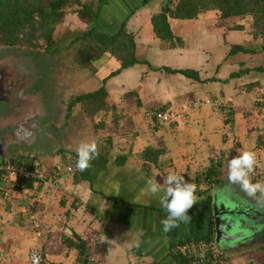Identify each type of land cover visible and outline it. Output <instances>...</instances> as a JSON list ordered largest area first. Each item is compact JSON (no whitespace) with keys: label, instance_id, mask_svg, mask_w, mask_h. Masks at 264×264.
<instances>
[{"label":"crops","instance_id":"1","mask_svg":"<svg viewBox=\"0 0 264 264\" xmlns=\"http://www.w3.org/2000/svg\"><path fill=\"white\" fill-rule=\"evenodd\" d=\"M112 1V9L101 15L102 27L96 26L91 36L99 35L105 43L98 58L91 61L97 69L87 77L86 85L94 80L100 82L101 87L111 79L114 89L112 93L106 90L107 95L116 96L114 92L122 88L123 94L133 92L136 95V98L133 96L134 104L110 103L112 106L102 112L99 119L102 126L99 127L97 120L92 121L99 132L95 127L90 132L85 126H79L88 122L83 121L85 115L80 117L81 123L76 122V125L84 134H74L69 146L65 147L64 142L57 153L46 154L45 161L52 168L50 173L61 176L57 187L50 192L44 189L35 192L34 187L15 191L0 204V264H29L31 246L36 243L43 247L46 237L48 242L52 234L60 236L61 223L67 224V233L60 238V243L67 247V241L71 240L76 256L79 255L76 249L79 237L85 254H89V264H175L171 248L178 242L195 237L214 240L211 217L214 195L217 204L231 202V209L245 212L246 215L239 213L244 220V232H238L247 233L246 238L251 235L252 243L243 248L219 245L228 263H250L249 254L264 256V198L259 193L250 197L240 185L230 184L227 172L230 159L244 151H252L258 166L250 179L253 183L264 182V109L255 104L258 94L264 93V34L252 29L249 18L243 22V29L229 26L222 33L197 31L199 34L190 41L183 35L191 37L187 32L192 27L189 24L195 21L200 25V17L172 18L169 23L180 43L174 42L175 46H171L155 37L150 21L154 14L149 16L146 10L142 18L139 17L138 10L143 13L147 4L138 7V0ZM122 21H125V31L133 37L134 52L141 46L146 55L140 59L135 54L138 63L108 78L118 66L107 51L109 37ZM176 26H185L186 31L177 35ZM209 34L216 36L218 41L206 46L205 38ZM219 37H223V41ZM237 47H242L243 51H235ZM108 64L112 66L107 67ZM166 68L193 71L199 79L169 73ZM130 77L134 78L128 80ZM139 80L145 82L144 86ZM149 80H153L152 87ZM200 100L203 103L199 104ZM215 100H222L223 106H214ZM194 101L198 105H194ZM161 106L168 109L171 121L152 124L146 112ZM76 108L78 110L80 104ZM113 108L117 111L116 117ZM102 130L110 137L104 138L101 133L98 139ZM113 134L116 141L120 136L124 138L122 148L110 142ZM92 141L97 144L99 157L83 171L84 179L75 183L72 177L78 159L77 148L81 143ZM147 150L148 159L144 156ZM50 155L52 161L48 158ZM13 156L17 158L16 154ZM21 158L25 160L24 156ZM42 159L39 163L45 167ZM210 165L213 171L207 178L205 173ZM67 168L72 171L67 172ZM169 172L182 175L196 185V203L188 211L191 221H180L178 227L166 233L161 220L167 212L160 205L159 197L147 194L145 189L148 180L161 183L163 188L162 175L166 177ZM38 232H43L44 236L37 238ZM80 255L79 261L83 257ZM102 259L103 262L99 261Z\"/></svg>","mask_w":264,"mask_h":264},{"label":"trees","instance_id":"2","mask_svg":"<svg viewBox=\"0 0 264 264\" xmlns=\"http://www.w3.org/2000/svg\"><path fill=\"white\" fill-rule=\"evenodd\" d=\"M138 7H142L149 3L150 0H138ZM170 1V0H169ZM113 2L112 0H0V46L14 47L16 45H23L26 50H49L53 44V31L54 26L60 23L62 17L66 13H72L77 16L80 22L86 25L85 32L82 39L90 38L96 30V26H101V15L104 8ZM163 4L161 2L162 8ZM218 12V17L221 21L232 20L234 29H243V22L249 18L251 25L257 32L264 34V0H171L170 5L165 6L159 13L151 16V25L155 37L162 42L169 43L171 46H175L174 42L180 43V38L175 36L172 32L169 20L180 19L189 20L196 18L199 13L206 11ZM125 21H122L117 27L118 30L111 34L107 46V51L110 56L115 58L118 62V66L115 70L111 71L107 77L110 78L119 74L123 69L130 68L139 60L135 57V44L133 37L128 34L124 29ZM102 27V26H101ZM235 51H243L242 47H237ZM264 52V47L262 48ZM254 52V50H252ZM261 69V68H260ZM259 69V70H260ZM169 73H180L185 77L199 79L197 74L193 71H181L165 69ZM106 78L103 79V83ZM131 92L128 96H136ZM264 96V93H260L255 100L256 107L264 109V105L258 102L260 98ZM108 97L105 87L102 85L99 89L90 91L87 93H81L76 97V101L83 103V110L89 115H96L99 112H106L110 106L108 105L106 98ZM136 98V97H135ZM113 107L115 105L113 104ZM112 109V108H111ZM114 109V108H113ZM165 106H161L154 110L146 112L150 122H163L157 119V113L166 111L169 116L168 122L171 121V117L168 109ZM113 115L116 117L117 111L114 109ZM99 127L102 126V122L98 123ZM149 150L144 153L146 159H148ZM157 157V154H155ZM2 161L11 163H21L18 158H6ZM155 161V160H154ZM156 162V161H155ZM154 162V163H155ZM25 165L32 167V162L27 161ZM157 164V162H156ZM72 180L78 183L84 179V173L73 166ZM213 169L210 167L207 174V178H210ZM54 179H59L61 176L53 175L50 173L47 175ZM34 179L24 182L26 188H33ZM59 184V180L55 182ZM57 187V186H56ZM54 190V189H53ZM5 201V200H4ZM206 204L209 206L208 199ZM194 240L203 239L206 242L213 241L210 237H195ZM186 239L185 241H188ZM181 241L178 243H183ZM76 243V249L79 255L83 254L84 245L81 239L78 237ZM66 246L70 249L73 248L74 243L70 240L67 241ZM221 250V249H220ZM224 255L225 251L221 250ZM42 262L44 260V253L42 252ZM226 256V255H225ZM227 259V257H226ZM174 262L180 263L185 261V258L173 256ZM228 261V260H227ZM41 262V264H42Z\"/></svg>","mask_w":264,"mask_h":264},{"label":"rangeland","instance_id":"3","mask_svg":"<svg viewBox=\"0 0 264 264\" xmlns=\"http://www.w3.org/2000/svg\"><path fill=\"white\" fill-rule=\"evenodd\" d=\"M109 5H107V7L104 8V11H108L107 9H109V11H110L112 9L111 4H109ZM144 8L145 9L143 10V13H141V10H138L139 17H141L142 14H144L147 11H148L149 16L161 11L162 5H161L159 0H150L149 3H147V5ZM210 14H212V17ZM198 16L200 17V19H199L200 25L197 22L192 21V24H191V22H190L191 25L189 24V26H192V27L187 29V32H189L191 39L188 37V35H183V38L187 37L188 40L191 41V40L195 39L194 37L199 34L197 31H199L201 33V32H205L207 30L211 31V32L213 30H215L217 33H222L223 30L224 29L227 30V28L229 26H231V28L234 26L232 20L221 21V19L218 17V12H216L214 10L206 12V13H199ZM206 17H207V19H206ZM102 22L103 21L101 20L100 23L103 24ZM179 23H182V22H179ZM250 24L251 23H249V25ZM85 29H86V25H84L82 22H80L75 14L66 13L62 17L60 23H57L54 26V31H53V41L54 42L51 45L49 50L43 49V50H37V51L36 50L28 51L21 44L16 45L14 47H6V46H2V45L0 46V67L1 68H2V66L4 67L3 71L6 72V75L8 77H10V79L14 80V81L10 80V82H12L14 84H17L19 81L18 80V77L20 76L19 66H20V64H22L21 59H23V56H26L29 54L44 55V58H48L50 60L51 65L61 69L60 74L57 75L58 76L57 79L52 80L49 91L47 93H44V95H45L44 97L47 98L48 106L51 109L55 108L54 109L55 124H53V127H55L57 129V131H58L57 135L55 137H53L51 135H47V137H45L44 141L45 142L48 141V142L45 143L43 141V138L40 137L38 133L34 132L31 139L37 138V140L32 141L31 144H28L29 141H27V142H25V141L21 142L20 141V143H21L20 148L23 147L22 148L23 150H21V152H19L20 149H18L16 152V155H20L22 157L24 156L25 161H30L31 158H34V160L39 162V160H41L43 157L42 155H45L46 151L47 152L50 151V153H53V152L57 153L59 148L60 147L62 148L64 142L66 143L65 147L70 145V141H72L74 139V137H73L74 134H79V133L84 134L81 131L79 132L78 126L76 125V122L81 123V121H78V120H80V118H78V117L82 116V118H83V116L85 114V111L83 110V108H79V110L76 111V113H77V114L75 113L76 118H77L76 121H73L74 119H72V120L69 119V117L64 118L65 112L63 109L66 106V104H65L66 100L68 98L70 100L74 93L79 94L81 92L93 91V90H95V87H99V85H101L100 82H97L94 80H92V84L86 85V83H88L87 77L92 76L93 73L96 72L97 68L94 67V65L91 63V61L93 59L98 58V55H100L102 49H104L103 45L105 43V40L101 41V37L99 35H95L94 37H92V38L90 37V38L85 39V40L82 39L81 37H83ZM252 29H254V28H252ZM183 30H185V26H179V27L176 26L175 27V34L182 35ZM205 39H206L205 42L208 43V44L207 43L205 44L206 46L210 45V42H216V40L218 41V38H216V36L213 37L211 34H209L208 38H205ZM219 39H220V41H223V37H221V38L219 37ZM159 46L160 45H158V47ZM140 48H141V46H140ZM140 48L137 49L135 54L138 58L142 59L146 54H145L144 49H140ZM260 59H261V61H263L262 58H260ZM49 60H45L44 64L47 65ZM108 66H112V65L108 64L107 67ZM154 69L159 70L160 68H154ZM51 72H52V70H51ZM51 72H49V73H51ZM43 73L45 75V72H43ZM155 77H157L156 74H155ZM133 78L134 77H130L128 80H131ZM48 81H49V79H48ZM113 81H115V79L114 80L112 79V82ZM135 81H136V83H138V80H135ZM152 81H150V80L148 81L149 85L151 87H152V83H153ZM110 82H111V79L105 83L104 87L106 88L107 91L112 93L114 86L113 85L111 86ZM130 82H132V81H130ZM139 82L144 86L145 82L142 83L141 80H139ZM52 84L54 85V87L52 86ZM74 85L79 86L78 90L74 91L75 90ZM21 88L22 87H20L18 90H16L17 88L14 89V91L12 92L13 96L10 99L11 103L15 102L17 99L20 102L22 100V97H21L22 94H24V95H22V96H24V98L26 97V102H28L31 99L30 96L28 95L30 90H24ZM34 89H37V88H34ZM65 90L70 91V93L67 94L66 98L63 95V92H65ZM114 93L117 95L116 96H114V95L109 96L108 95V97L106 98L108 105H110V103H114V104H121L122 103L124 106H126L129 103H131V105L134 104V97L130 96V95L128 96V95L123 94V93H125L124 89L119 88ZM153 94H154V91H153ZM194 103H195L194 105H196V104L198 105V103H196V101H194ZM201 103H203L202 100H200L199 104H201ZM221 103L223 104L222 100H221ZM214 106H218V104L214 105ZM30 110H31L30 107H28V109L22 108L21 111L19 112V115L17 116V120H19V119L22 120L25 117H27V119L30 120V117H33V116H31L32 110L31 111ZM110 112H112V111H109L108 113H110ZM0 115H1V113H0ZM102 116H103L102 112H99L98 114L93 115V116H88L87 114H85L86 118L85 119L83 118V121L88 120V122L87 123H81L79 126H85L84 127L85 129H89V131L92 132V131H94V127H95V125H93L94 123L92 121L97 120V123H98L99 119ZM3 119H5V116H0V132H5L6 130H8V128H11V125L14 124V123L10 124V122L5 123L2 121ZM16 125H18V124H14V128L16 127ZM74 128H76V129L74 130ZM96 132H99V130L97 128H96ZM101 133H102V137H104V138L110 137L108 134L104 133L102 130L100 133H98V139L100 138ZM114 136H115V134H113L111 136V138L113 140L110 139V142H113L112 143L113 146H115V147L118 146V147L122 148V143H124L122 140L124 138H122L120 136L119 139L116 141V139H114ZM70 138H71V140H70ZM95 138H96V136H95ZM16 148H17V145L15 146V149ZM19 153H21V154H19ZM32 153H35V154H32ZM50 156L48 158L49 159L51 158V161H52L53 157L52 156L50 157ZM44 157L45 158H43L42 160L45 161L46 156H44ZM22 159H24V158H22ZM44 166L45 167H43V170H42L43 173L49 175L50 172H52L51 171L52 170L51 165L48 164V161H45ZM209 167H212V165H210ZM162 177L164 178L163 175H162ZM58 180H61V178H59ZM66 226H67V224H63V225H62V223L60 224V227H59L60 228L59 232L61 233L60 236H59V233H54V234H52V237H50V240L48 242H47V237H46V241L44 240V238L42 239V241L43 240L44 241L42 243L43 247L41 246V250L44 253V258H45L44 261L42 262V264H54L57 261H64L65 264H89L90 258H89V254H85L86 251L83 250V257H82L81 261H79V257L81 255L76 254V256H75L73 248H70L67 250V247L63 246L62 243H60V238H62L67 233V229L65 228ZM42 233H40L41 237L44 236V235L42 236ZM34 244L35 245L31 246L32 248L40 245V244H36V243H34ZM76 257H77L78 263H76ZM247 257H248L247 259H251V260H250V263L248 261H245V264H256V263L264 264V256H262V255H257V253H256L253 255L249 254ZM95 261L96 260H93V262H95ZM99 261L103 262L104 260L102 259Z\"/></svg>","mask_w":264,"mask_h":264},{"label":"clouds","instance_id":"4","mask_svg":"<svg viewBox=\"0 0 264 264\" xmlns=\"http://www.w3.org/2000/svg\"><path fill=\"white\" fill-rule=\"evenodd\" d=\"M76 168L83 172L91 167V161L99 157L95 141L81 143L77 148ZM258 166L256 155L252 151L239 153L227 163L228 181L230 184H238L241 189L250 197L257 193L264 198V182L253 183L250 174ZM163 185L155 180L146 182L147 194L159 197V203L167 212V216L161 220L163 231L169 232L178 227V222L191 221L188 211L196 203V185L185 180V177L174 172H169L163 178ZM139 245L137 244V247Z\"/></svg>","mask_w":264,"mask_h":264},{"label":"flooded vegetation","instance_id":"5","mask_svg":"<svg viewBox=\"0 0 264 264\" xmlns=\"http://www.w3.org/2000/svg\"><path fill=\"white\" fill-rule=\"evenodd\" d=\"M159 1H160V3L161 2L164 3L163 8H165V6L170 5L171 0L170 1L169 0H159ZM45 60H49V59L44 58V55L29 54V55L23 56V59H21L22 64H20V66H19V72H20V76L18 77L19 81L17 84H15V88H17L16 90H18L20 87H22L21 89L30 90L28 95L30 96L31 99L28 102H26V97L24 98V96H22L24 94H22L21 95L22 100L20 102L17 99L15 102L9 103L8 107L6 108V111H7L6 114H5V112H2L0 110V112L4 113L3 115H0V116H5V119L2 120L3 122H5V123L10 122V124H12V123L18 124L22 128H24L25 130H27V132L31 136L34 134V132L38 133L39 136L43 138V141H44L45 137H47V135H51V136L55 137L57 135V132H58L57 129L55 127H53V124H55V119H54V117H55L54 109L55 108L54 109L52 108L53 109L52 110L48 106L47 98L44 97L45 96L44 93H47L49 91L52 80H56L58 77L57 75H59L61 72L60 68H57V67L50 64V60H49L47 65L44 64ZM3 69H4V67H3ZM51 70H52V72H51ZM43 72H45V75ZM49 72H51V73H49ZM48 79H49V81H48ZM52 86L54 87L53 84H52ZM74 87H75L74 91L78 90V88H79L78 85H74ZM34 88H37V89H34ZM99 88H100V86L95 87L96 90ZM14 89H12V91L10 93H12L14 91ZM69 93H70L69 90H67V91L65 90V92H63V95L65 96V98H66L67 94H69ZM10 95L13 96V94H10ZM76 97H77V94L74 93L70 100H69V98L66 100V103H65L66 106L63 109L65 112L64 118L69 117V119H71V120L74 119L73 121L77 120L75 113L79 109L76 110L77 109L76 106H77V104H80V108H83L82 107L83 105L80 101H76ZM28 107H30V109L32 110V111L31 110L30 111L32 112L31 116H33V117H30V120H28L27 117H25L22 120H20V119L17 120V116L19 115V112L21 111V109L22 108L28 109ZM80 117H82V116H80ZM80 117H78V118H80ZM78 121H80V120H78ZM18 125H16V127ZM47 142H45V143H47ZM32 154H35V153H32ZM46 154L47 155L50 154V151L49 152L46 151L45 156H46ZM236 211L239 212L240 210L236 209ZM242 227H244V220H243V226ZM241 231L244 232L243 230H241ZM245 234H247V233H242V236H244V238H246ZM250 243H252V240H248L247 242H245V244H247V245ZM243 247L244 246H242V248ZM239 248H241V247H239Z\"/></svg>","mask_w":264,"mask_h":264},{"label":"built area","instance_id":"6","mask_svg":"<svg viewBox=\"0 0 264 264\" xmlns=\"http://www.w3.org/2000/svg\"><path fill=\"white\" fill-rule=\"evenodd\" d=\"M258 102L264 105V96ZM214 103L218 104V106L222 105L219 100H215ZM157 119L168 122V113L166 111L157 113ZM32 165V167H29L24 163H11L0 160V204L9 198L13 192L27 190L28 188L24 184L27 180L34 179L33 187L35 188V192L38 189L50 192L56 188L57 184L55 182L58 179H54L43 173V166L38 161L33 160ZM71 171L72 168H67V172ZM36 237H41L39 232L36 234ZM219 249L214 240L206 242L203 239H190L183 243L175 244L171 248V255H179L185 258V261L177 264H229L226 256ZM28 255L29 264H41L43 259L41 246L31 248Z\"/></svg>","mask_w":264,"mask_h":264},{"label":"water","instance_id":"7","mask_svg":"<svg viewBox=\"0 0 264 264\" xmlns=\"http://www.w3.org/2000/svg\"><path fill=\"white\" fill-rule=\"evenodd\" d=\"M1 68V67H0ZM3 66L0 69V110L2 112L7 113L6 108L10 103V99L12 97V89L15 87V84L10 82V79L6 75V72L3 71ZM1 113L3 115L4 113ZM19 129V130H18ZM31 135L22 128L20 125L14 128V125H11V128H8L5 132H0V160H4L6 158L14 157L13 155L16 154L17 150L20 149V141L27 142L31 144L32 141L37 140V138L31 139ZM39 137V136H38ZM17 148L15 149V146ZM24 152V151H23ZM21 154V153H19ZM17 158L20 159L21 163H25L24 159L21 158L20 155H16ZM217 196L214 195L211 201V217L213 221L214 227V243L220 248L221 245L230 246L234 248H239L241 246H245V242L250 240L249 235L247 238L242 236V232H238L243 229V218L239 216L240 212L236 211V208L231 209L233 206L231 202L228 204L226 201L219 202L217 204ZM248 211V210H246ZM249 212V211H248ZM241 215H246L245 212L240 213ZM247 218H251L250 216H246ZM255 221V219H252ZM241 225V226H240Z\"/></svg>","mask_w":264,"mask_h":264}]
</instances>
